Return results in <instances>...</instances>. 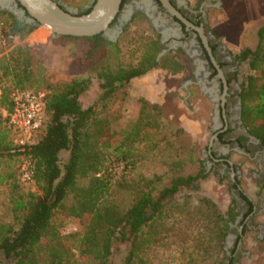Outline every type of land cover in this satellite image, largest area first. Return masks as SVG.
Returning <instances> with one entry per match:
<instances>
[{"label": "trees", "instance_id": "trees-1", "mask_svg": "<svg viewBox=\"0 0 264 264\" xmlns=\"http://www.w3.org/2000/svg\"><path fill=\"white\" fill-rule=\"evenodd\" d=\"M38 27L0 9L6 38L0 44V110H13L15 92L34 91L44 93L47 118L38 137L21 144L7 115L0 113V160L5 161L0 186H9L13 215L12 221L0 222V264H113L116 243L125 248L119 264H166L150 256L161 234L158 227L171 217L169 209L182 194L201 190L207 170L184 173L178 158L165 159L168 172H137L148 153L169 137L159 104L144 100L136 119L121 131L99 113L134 78L162 65L164 45L156 36L131 35L127 27L115 40L103 33L56 37L58 43L77 44L78 52L69 65L70 77L51 83L33 47L17 43ZM255 35L256 43L237 55L249 67L240 93L242 121L264 146V21ZM129 45L133 49L126 52ZM96 83V95L86 105L83 95ZM26 160L33 165L36 190L21 192ZM117 167L122 169L118 177ZM121 190L131 194L127 207L115 195ZM208 214L206 242L184 264H237L224 248L239 216L236 199L223 212L210 205ZM70 218L81 228L66 237L61 228Z\"/></svg>", "mask_w": 264, "mask_h": 264}, {"label": "rangeland", "instance_id": "rangeland-1", "mask_svg": "<svg viewBox=\"0 0 264 264\" xmlns=\"http://www.w3.org/2000/svg\"><path fill=\"white\" fill-rule=\"evenodd\" d=\"M56 1L61 6L64 5L77 14H82L91 7L94 0ZM180 2L191 10H196L197 6L202 3L204 6L201 11L205 20L207 15L210 21L214 17L218 18L216 7L210 6L212 3L214 5L213 0H180ZM228 7L231 12L232 25L235 26L230 27L227 23H220V27L217 26L218 34L221 35L224 32L227 35L225 40L228 48L234 49L233 51L238 49L236 53L232 54L237 58L243 46L256 43L255 29L258 24L264 21V0H228ZM243 18L247 19L245 21L248 24H252L254 21L253 25L243 29L241 20ZM126 21V27L129 28L131 35L147 34L160 38V34L168 33L162 22L156 18L149 21L144 14L132 12ZM207 23L209 24V22ZM45 28V26H39L27 38L23 41L18 40L17 43L33 47V50L44 61L49 81L54 83L56 80L70 77L69 65L77 55L78 51L75 50L77 44L74 42L58 43L54 40L51 29ZM125 28L118 37L116 34H113V37L121 38ZM209 28L212 29L210 24ZM170 39L169 37L166 40L169 47L165 48V53L161 55L165 70H158L159 73H162V78L165 79V81H160L165 85L162 98L164 102H154L161 106V117L166 124L169 137L167 142L160 143L156 150L148 153L145 161L139 165L137 172L147 176L156 173L162 174L170 169L165 159L172 162L179 158L183 161L182 172L197 173L201 169H206L208 176L202 181V188L199 192L182 194L178 198L176 206L169 209L171 217L164 220L158 227L161 234L158 235L159 241L152 249L150 256L157 263L184 264L189 258V254L193 253L194 256L200 244L206 242V232L210 225L208 214L210 205L214 204L223 212L228 208L232 199H236L239 216L236 222L230 226L224 246L225 253L228 257L234 256L237 264H264V245L262 243L264 239V213H262V211L264 212V179H262L264 172H260L261 170L258 169L257 161L259 160L264 165V153L260 150L262 144L258 141L261 144H257L258 147L243 146L245 140L241 137L248 134L245 130L247 128L239 122V111L237 115L231 116L233 133L225 137L236 135L240 137L227 143L228 149H220L216 147V143H213L211 151L208 149V144L214 133L212 128L208 129V136L205 140H203L204 137L201 139L200 135L198 137L191 136V132L186 131L184 126L186 120L201 121L202 118L210 115L211 106L208 101L205 102L208 99L203 95L196 82L197 78L200 79L199 81H204L205 78L198 77L197 73V76L194 74L196 71L192 67L188 54L178 49L179 43L175 45L176 42L170 41ZM129 49H133L132 45L124 48L126 52H129ZM236 67V78L241 82L239 89L242 90V82L245 75L249 73V67L246 62L240 63V61ZM144 84L145 82H142L141 85L131 82L118 92L107 107L99 108V113L112 121V129L121 131L128 123L136 119L143 101L146 100L145 97L138 95L143 91L141 87ZM97 86L96 83L90 91L83 95L86 105L93 101ZM157 93H161V90L159 89ZM1 112L5 115V111L0 110ZM238 127L241 129L240 131L237 130ZM199 129H201L200 126ZM235 129L236 131H234ZM215 158L230 159L234 164V171H231L230 166L224 162L215 161ZM4 166L5 161L0 160V169ZM121 170L119 167L115 168L117 177ZM21 182L19 187L21 192L36 190L35 184L23 179ZM115 195L122 207L129 205L131 201L129 192L121 190L115 192ZM254 210L256 213H253ZM12 220L10 189L9 186L2 185L0 186V222ZM79 228L81 227L77 220L70 218L61 228V234L67 237ZM124 252V246L116 243L115 251L111 256L113 264H119Z\"/></svg>", "mask_w": 264, "mask_h": 264}, {"label": "flooded vegetation", "instance_id": "flooded-vegetation-1", "mask_svg": "<svg viewBox=\"0 0 264 264\" xmlns=\"http://www.w3.org/2000/svg\"><path fill=\"white\" fill-rule=\"evenodd\" d=\"M170 1L195 26L205 25L206 20L203 12L201 11L202 6H204L202 3H200L197 6L196 10H191L189 8H186V6L178 0H170ZM62 6L68 11L75 12L70 8H66L64 5ZM130 8L132 9V12H134V14L135 13L144 14V16H146L149 19V21L156 18L159 20V22H162L164 24L163 25L164 28L168 30V33H171V35L169 36L171 38L170 41H175L179 43L178 49H181L182 51L188 54V57L192 62V67L194 71H196V73L198 74V77L200 76L202 78H205L203 80H207V81H218L219 82L218 85L214 87V91L216 92L217 95L222 96L225 93L230 94L229 98L233 101L232 102L228 101L224 107L220 105L221 106L220 109L221 111H224V113L226 111L228 112V115L230 116V118L228 117V124L229 126H232L231 116L233 114L238 113V111L240 110L239 100L241 99L240 96L241 89H239V86L241 85V82L238 81V79L236 78L237 76L236 64L239 63L240 60L234 56L233 61H229V59L227 58L228 54L226 52L225 53L222 52V46L220 44L215 45L214 42L211 41L210 39V46L212 49V53L215 56V58L218 59V63L221 65V68L223 69L224 72V77L226 79V86H227L225 87V83L223 82V79L219 76V69L213 63L211 55L209 54L208 50H206L199 32L194 28L187 27L177 17L171 15L167 11V9L163 6L160 0H126L125 3L122 4V8L118 17L112 23L111 26L112 31H110L111 35L116 34L115 32L118 31V29H120L121 27L122 29L126 27L127 21L124 19V15L127 13V10ZM166 34L167 33L160 34L161 43L164 45L165 48L169 47L167 41H162L164 35ZM119 35L120 33L116 34L117 37ZM198 53H200L201 56L204 58L205 62L203 63L204 64L203 67H200L197 64V61L194 60L198 58L199 55ZM196 73L194 74L197 76ZM199 80L200 79L197 78V83L202 89V85L200 83L201 81ZM237 130L240 131L241 130L240 127H238ZM234 131H236V129ZM231 133H233V131L226 132L225 135L228 134L231 135ZM227 138L229 140L234 139L231 136ZM248 147L253 148V147H258V145L250 141ZM214 160L216 161L217 158H215Z\"/></svg>", "mask_w": 264, "mask_h": 264}, {"label": "water", "instance_id": "water-1", "mask_svg": "<svg viewBox=\"0 0 264 264\" xmlns=\"http://www.w3.org/2000/svg\"><path fill=\"white\" fill-rule=\"evenodd\" d=\"M123 1L124 0H95L92 9L85 14H77L75 12L68 11L56 0H0V9L12 12L23 21L32 22L39 26L50 27L54 38L61 36L84 37L103 33L106 37L115 40L117 36L113 37V35L110 34V31H112L111 26L121 11ZM160 1L171 15L177 17L187 27L194 28L199 32L204 46L219 69V76L223 79L225 87H227L224 73L215 62L203 25L195 26L174 6L170 0ZM131 13L132 9L130 8L124 15V19L127 20ZM122 30L123 29L121 27L115 33L119 34ZM170 35L171 33L164 35L162 41H166ZM176 43L175 45H178V43ZM165 51L166 49L161 52L160 56ZM239 104V118L241 123H243L241 99L239 100ZM245 130L249 137L261 142L249 134L247 129Z\"/></svg>", "mask_w": 264, "mask_h": 264}, {"label": "crops", "instance_id": "crops-1", "mask_svg": "<svg viewBox=\"0 0 264 264\" xmlns=\"http://www.w3.org/2000/svg\"><path fill=\"white\" fill-rule=\"evenodd\" d=\"M213 1H214V5L212 3L210 6H215L216 7L215 9L218 12V18L214 17V19H212L210 21L209 16L207 15L208 18L206 17L205 25H203L204 32H205V34H206V36L208 38L209 44H210V39H211V41L214 42L215 45H219L220 44L222 46V52H224V53L226 52L228 54L227 58L229 59V61H233V59H234L233 57L234 56L232 54L236 53L238 51V49L235 48L236 51H233L234 49L233 50L229 49L228 45H227V42L225 40L227 35L224 34V32H222L223 34H221V35L218 34L219 33V28H217V26L220 27V25H219L220 23L221 24L227 23V24H229L230 27H234L235 26V25H232L231 16H230L231 12H230V9L228 7V0H216V1L213 0ZM241 20H242L243 29L246 28V26H249V27L252 26L253 23H254V21H253L252 24L246 23L245 20H247V19H245V18H243ZM207 22H209V24L211 25L212 29L209 28V24ZM259 25L260 24H258V26ZM257 27H256V29H257ZM39 31H41V30H39ZM228 40L230 41L231 39H228ZM198 54H199L198 58H196L194 60L197 61V64L200 67H203V65H204L203 63L205 62L204 58L201 56L200 53H198ZM214 59H215V62L221 68V65L218 63V59H216L215 56H214ZM158 70L159 71L160 70H165V66L161 65L160 67L151 70L147 74L139 76V77H136V78H134L132 80V82H134V84L140 83V85H141L142 82H145V84L142 85V87H141L143 89V91L141 92V94H138V95L141 96V97H145L146 100H148V101H150L152 103H154V102H158V103L164 102V100L162 98L164 97L165 85H164L163 82L161 83L160 81H165V79L162 78V76H161L162 73H159ZM222 71H223V69H222ZM153 81H157V82H153ZM200 83L202 85V89H201L202 93L208 99L205 102L208 101L209 102V106H211V109H210L211 113H210V115L208 117L205 116L204 118H202L201 121L195 122L194 120H189V121L186 120V123L184 124L185 128L187 129L186 131H190L191 132L190 133L191 136L194 135V136L198 137L200 135L201 139H203V137H204L203 140H205V139H207V136H208V132H209L208 129L212 128V131L214 133L211 136L210 142L208 144V149L211 151V147H212L213 143H216V147H218L220 149H223V150L224 149H228L226 147V145H227V143L231 142L232 140H229L228 138H226L225 134H226V132L233 131L232 130L233 125L229 126V124H228V117H229L228 112L226 111L224 113V111H221V109H220L221 106L220 105H222L224 107L228 101L232 102L233 100H231L229 98V96H230L229 93H225L222 96L216 94V92L214 91V87H216L218 85V83H219L218 81H207V80H204V81H201ZM159 89L161 90V93H157ZM205 112H206V109H205ZM5 115H6V112H5ZM235 115H237V113ZM239 122H241L240 118H239ZM199 126H200L201 129H199ZM220 135H222V137H220ZM228 135H230V134H228ZM238 137H240V136L236 135V136H234L232 138H234V139L236 138L237 139ZM244 137H245L243 139V140H245V141H243V146L244 147H248V144L250 143V141L252 143L260 144L257 140H255L252 137H249L246 134H245ZM248 140H249V143H248ZM262 147L264 148L263 144L261 145L260 150L264 153V149ZM216 161L217 162H219V161L224 162L226 165L230 166L231 171H234V167H233L234 164H233V162H231L230 159L222 158V159H217ZM257 161H258V164H259V168L258 169L261 170L260 172H264V165H262L259 160H257ZM263 161H264V159H263ZM262 179H264V178H262ZM254 212L256 213L255 210L253 211V213ZM262 213H264V212L262 211Z\"/></svg>", "mask_w": 264, "mask_h": 264}, {"label": "built area", "instance_id": "built-area-1", "mask_svg": "<svg viewBox=\"0 0 264 264\" xmlns=\"http://www.w3.org/2000/svg\"><path fill=\"white\" fill-rule=\"evenodd\" d=\"M6 38L0 28V44H5ZM14 107L6 113L9 124L15 129L16 142L25 144L33 142L43 131L47 118L45 115L44 93L34 91H17L14 93ZM22 179L35 184L33 165L26 160L22 165Z\"/></svg>", "mask_w": 264, "mask_h": 264}, {"label": "bare ground", "instance_id": "bare-ground-1", "mask_svg": "<svg viewBox=\"0 0 264 264\" xmlns=\"http://www.w3.org/2000/svg\"><path fill=\"white\" fill-rule=\"evenodd\" d=\"M46 28H50V27H48V26H45ZM51 29V28H50Z\"/></svg>", "mask_w": 264, "mask_h": 264}]
</instances>
